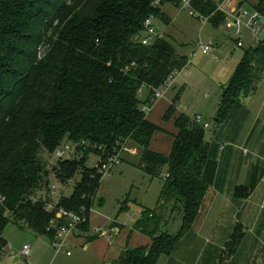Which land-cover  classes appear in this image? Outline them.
Instances as JSON below:
<instances>
[{
  "label": "trees",
  "instance_id": "obj_1",
  "mask_svg": "<svg viewBox=\"0 0 264 264\" xmlns=\"http://www.w3.org/2000/svg\"><path fill=\"white\" fill-rule=\"evenodd\" d=\"M181 1L0 0V257L7 251L3 233L10 222L53 240L64 223L56 213L65 208L87 216L80 225L86 231L102 184L96 169L86 165L87 155H112L130 142L142 149L138 167L161 179L162 189L155 209H143L133 227L152 243L127 248L115 264H158L192 230L208 191L207 130L191 116L175 117L177 132L166 155L151 148L160 127L141 108L153 107L156 89L189 63L167 38L148 45L140 41L147 18L161 14L166 3ZM221 1L191 0V8L218 27L225 20L218 10ZM246 4L264 16V0H239L240 7ZM263 77L264 41L259 40L245 51L222 91L217 125ZM145 89L148 94L141 98ZM176 100L164 120L174 117ZM65 145L76 146L83 156L58 160L50 168L47 157ZM165 166L168 177L162 174ZM52 173L62 183L76 184L71 196L48 210L51 198L40 194ZM174 217L182 222L173 235L166 225ZM242 237L239 226L226 258Z\"/></svg>",
  "mask_w": 264,
  "mask_h": 264
},
{
  "label": "crops",
  "instance_id": "obj_2",
  "mask_svg": "<svg viewBox=\"0 0 264 264\" xmlns=\"http://www.w3.org/2000/svg\"><path fill=\"white\" fill-rule=\"evenodd\" d=\"M203 19L209 21L208 18ZM222 26H227L226 19ZM214 58L229 69L227 60L217 55ZM238 64L231 65L230 72L223 65L224 76L220 82V94L216 103L212 104L209 114L203 111L191 117L203 115L210 124L207 130L209 135L206 133L210 151L203 173L208 183V191L192 230L180 240L172 254L162 255L158 264H264V167H260L255 159V156L261 153L260 149L264 152V77L257 90L249 97L243 98L224 123L217 125L215 122V116L222 103V91L234 76ZM225 72L227 78H224ZM180 99L181 92H178L175 96V107L177 102L180 103ZM175 100H167L164 95L146 115L149 121L160 127V131L153 137L151 148L166 155L172 150L173 135L177 132L175 117L188 115L186 108L176 107L174 117L164 120V115ZM252 143L253 152L249 146ZM241 144L245 146L241 147ZM240 188L241 191L238 190ZM143 209L141 208V211ZM94 215L92 210L88 230L83 232L78 227L69 236L66 248L68 258L74 254L72 249L78 247L81 249L75 255L81 256L86 251L90 252L88 259L92 264H115L127 248L148 246L152 243L148 235L134 230V224L139 218L133 225L127 226L116 220H113V223L112 220L103 223ZM110 224V228L117 233L112 235L111 231L109 235L106 234L108 232L104 230L108 229ZM239 226L243 239L236 252L226 258L228 243ZM37 238L41 240L44 237ZM50 241L52 243L51 239ZM51 243L42 242L40 248L36 247L37 253L33 255V246L28 243L31 246V264H64L59 260V253L51 251ZM67 250L71 255L67 254ZM19 259V256L13 257L14 262ZM82 260V257H77L67 264H82Z\"/></svg>",
  "mask_w": 264,
  "mask_h": 264
},
{
  "label": "rangeland",
  "instance_id": "obj_3",
  "mask_svg": "<svg viewBox=\"0 0 264 264\" xmlns=\"http://www.w3.org/2000/svg\"><path fill=\"white\" fill-rule=\"evenodd\" d=\"M244 8L250 13L251 17L255 14L256 10L251 5L246 4ZM161 10V14L156 15L154 19L156 31L166 34L178 51L186 58H189L188 65L178 71L177 76L170 81L169 86L165 90V97L173 102L176 94L181 92L180 103L177 102L176 105L178 109L186 108L187 114L191 117L203 111H207L209 114L212 104L216 103L220 94V82L224 76V67L227 70L225 64L218 63L214 56L217 55V57L227 60L230 64L227 65L229 68L227 71L230 72V66L238 64L242 60L245 51L257 45L258 41L249 28L243 27V47H238V36L235 27L222 25L217 27L213 25L210 21L201 18L197 11L194 10L195 12L192 13L191 7L184 6L183 1L179 5L166 3ZM200 40L213 46V51L207 54L198 51L196 42ZM154 41L155 38L153 39ZM226 76L228 75L225 72L224 78H227ZM262 85L264 86V79ZM147 94L148 91L146 89L143 90L141 98H145ZM212 123L215 126V122L212 121ZM242 146H245V144H241ZM249 146L253 152V143L249 144ZM260 152V154L255 156L256 163L260 167H264L263 149H260ZM141 155V147L134 142H130L122 151V162L116 171L107 179L102 180L93 209L95 212L94 217L97 220L99 219L103 223H108L111 220L113 223V220H116L118 223L128 226V224L133 225L137 218H141L143 211H141V208L155 209L162 189V181L159 178L152 179L140 170L138 165L141 161ZM69 156L71 154L67 151V157ZM82 156L83 153L80 151L75 153V159H81ZM99 159V153L92 151L87 155L86 165L89 168H95ZM58 160L55 155L47 157V163L50 168L55 166ZM166 172L167 166L162 169L164 177L167 174ZM49 180V186L40 195L46 197L49 193V187L56 185V194L51 199L54 202L59 201L62 197L71 196L74 191L76 181H71L67 184L62 183L53 173L50 175ZM123 205L128 207L127 210L122 208ZM181 222L180 218L174 217L169 220L166 229L174 235L178 232ZM111 225L104 230L108 232L106 233L108 235L111 231L112 235L117 233L110 228ZM3 235L7 240L8 246L6 253L0 257V264H31V257L20 255L24 245L29 243L33 246L31 249L33 255L37 253L36 247L40 248L42 242L51 243L47 236H43V239L38 240L32 231L20 222H10L5 228ZM50 249L53 253H59V260L64 262V264L70 263L71 260L77 257L83 258L82 264H92L88 259L91 255L90 252L86 251L81 256L75 255L81 248L74 247L72 249L74 254L69 258L65 251L57 252L53 246ZM14 256H19L20 259L14 262Z\"/></svg>",
  "mask_w": 264,
  "mask_h": 264
},
{
  "label": "built area",
  "instance_id": "obj_4",
  "mask_svg": "<svg viewBox=\"0 0 264 264\" xmlns=\"http://www.w3.org/2000/svg\"><path fill=\"white\" fill-rule=\"evenodd\" d=\"M183 5L186 7H191V0H182ZM218 10L223 12L226 16V24L228 27H235L236 34L238 36L237 46L243 47V35L242 29L243 27L249 28L252 32V35L256 38L257 41L261 40V33L264 29V23L262 21V16L258 11H255V14L251 17L250 13L245 10L244 7L239 6V0H222L218 5ZM192 13L194 11L191 8ZM200 17L204 18V16ZM155 16H150L145 20L144 23V35L141 37L140 41L143 45H148L153 43V39L161 40L165 38V34L162 32H157L155 28L154 22ZM206 19V18H205ZM246 20V21H245ZM197 49L202 51L204 54H207L213 50V46L203 43L201 40L196 43ZM175 77H170L169 81H167L161 88L156 89L154 96L152 98L153 102L159 101L164 95L165 90L170 84V81ZM142 110L148 111L152 108L148 105H142ZM196 123L202 125L206 130L210 128L209 122L204 118L203 115H196L194 117ZM129 145V144H127ZM122 146L119 151L115 154L108 156L99 155L98 165L95 167L96 172L98 173V177L100 180L107 179L113 172L116 171L117 167L122 162V151L127 146ZM67 151L71 154V156L67 157ZM77 147L74 145H65L63 148H59L54 155L59 160L70 159L75 157V153L77 152ZM168 177V175H166ZM56 185H51L49 187V193L46 196L47 198H51L56 194ZM45 197V198H46ZM52 201V200H51ZM47 203V209H53L58 201ZM56 219L62 220L64 223L59 227L58 234L52 240V246L57 252L65 251L67 248V243L69 240V236L80 227L83 222L87 221V216H84L82 213L74 210H68L65 208H60L56 213ZM30 245H25L22 249V255L25 257L30 256ZM67 254L71 255V253L67 250Z\"/></svg>",
  "mask_w": 264,
  "mask_h": 264
},
{
  "label": "water",
  "instance_id": "obj_5",
  "mask_svg": "<svg viewBox=\"0 0 264 264\" xmlns=\"http://www.w3.org/2000/svg\"><path fill=\"white\" fill-rule=\"evenodd\" d=\"M262 21L264 23V16H262ZM261 40L264 41V29H263V31L261 33Z\"/></svg>",
  "mask_w": 264,
  "mask_h": 264
}]
</instances>
